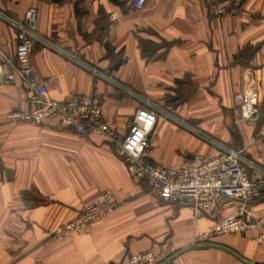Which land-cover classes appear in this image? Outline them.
<instances>
[{
    "label": "crops",
    "instance_id": "1",
    "mask_svg": "<svg viewBox=\"0 0 264 264\" xmlns=\"http://www.w3.org/2000/svg\"><path fill=\"white\" fill-rule=\"evenodd\" d=\"M31 7L39 10L40 35L31 60L51 98L98 97L121 136L143 106L132 93L155 103L163 112L150 138L153 164L179 168L197 155L216 156L215 141L246 146L264 167V0H244L220 18L207 0H146L141 10L128 0H0V50L13 59L17 30L1 15L21 21ZM141 42L154 45L148 58ZM247 82L257 87L261 117L237 128L234 98ZM29 109L22 81L2 80L0 264H123L163 244L180 251L174 264H264L258 229L195 246L232 212L230 200L216 212L162 201L102 137L10 118ZM107 191L119 208L54 237ZM250 210L264 225V192Z\"/></svg>",
    "mask_w": 264,
    "mask_h": 264
},
{
    "label": "built area",
    "instance_id": "2",
    "mask_svg": "<svg viewBox=\"0 0 264 264\" xmlns=\"http://www.w3.org/2000/svg\"><path fill=\"white\" fill-rule=\"evenodd\" d=\"M207 1L210 14L217 18L237 12L244 3V0ZM145 3L146 0H128L135 10L144 8ZM38 15L37 7H31L21 21L1 15L16 28L18 44L14 59L0 50V82L20 79L30 103L29 110L13 114L10 118L38 125L56 123L59 128L73 129L80 136L94 134L102 137L113 145L126 163L130 176L144 182L149 193L162 201L187 205L196 212H216L222 202L230 200L232 212L218 221L209 234L199 238L195 246L207 244L211 237H226L251 229L260 231L257 242L263 245L264 225L251 220L250 206L264 192V167L247 157V147L234 149L212 141L219 150L216 156L197 155L179 168L151 163L150 138L157 125V113L163 110L129 90L143 102V106L136 111L127 134L121 136L106 122L98 97L74 95L65 101L51 98L47 84L37 78L31 60L34 44L40 40ZM93 72L98 73L95 69ZM234 100L237 128L260 121L258 90L254 83L247 82ZM259 147H262L261 143ZM120 205L111 191L104 192L74 221L58 228L54 237L63 238L81 232L91 224L106 219ZM179 254L180 251L173 246L163 244L158 249L131 255L123 264H174Z\"/></svg>",
    "mask_w": 264,
    "mask_h": 264
},
{
    "label": "trees",
    "instance_id": "3",
    "mask_svg": "<svg viewBox=\"0 0 264 264\" xmlns=\"http://www.w3.org/2000/svg\"><path fill=\"white\" fill-rule=\"evenodd\" d=\"M55 1L58 2L60 0H55ZM165 45H167V44H165ZM141 49H142L143 56L148 58L154 49V45L141 42Z\"/></svg>",
    "mask_w": 264,
    "mask_h": 264
}]
</instances>
